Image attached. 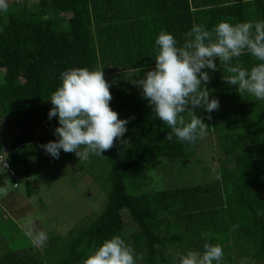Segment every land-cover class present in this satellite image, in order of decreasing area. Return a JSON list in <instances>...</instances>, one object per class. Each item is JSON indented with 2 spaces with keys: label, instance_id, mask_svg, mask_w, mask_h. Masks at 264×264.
<instances>
[{
  "label": "trees",
  "instance_id": "trees-1",
  "mask_svg": "<svg viewBox=\"0 0 264 264\" xmlns=\"http://www.w3.org/2000/svg\"><path fill=\"white\" fill-rule=\"evenodd\" d=\"M38 3L37 14L22 8L0 13V115L16 128L10 142L0 144V168L11 177L18 166L27 177V161L18 149L36 139L38 129L32 122L43 120L44 139L52 138L59 126L58 118L48 119L52 106L46 101L60 85L61 72L86 67L103 71L107 79L132 71L143 77L154 67L155 39L161 31L182 44L194 24L211 30L221 21L264 20V0ZM239 62L249 69L256 63L249 55ZM216 63L217 71L207 70L211 76L207 87L219 109L210 114L195 110L210 126L207 135L214 138L218 168L213 183L141 191L144 170L157 168L162 159L189 160L198 140L195 144L175 137L166 140L169 129L152 113L142 90L110 83V107L120 119L134 117L126 125L128 143L116 140L112 149L84 163L74 153L61 150L59 155L63 162L81 166L102 190L101 210L64 236L50 233L43 248L0 250V264H82L114 235L143 254L138 264H173L174 252H202L205 242L222 246L223 264H264V101L240 96L223 81L229 73ZM34 194L26 186V197ZM203 233L210 234L207 241Z\"/></svg>",
  "mask_w": 264,
  "mask_h": 264
},
{
  "label": "clouds",
  "instance_id": "clouds-1",
  "mask_svg": "<svg viewBox=\"0 0 264 264\" xmlns=\"http://www.w3.org/2000/svg\"><path fill=\"white\" fill-rule=\"evenodd\" d=\"M8 11V0H0V12ZM154 53V67L143 77L131 79L135 75L131 76L129 81L142 90L141 97L152 113L169 129L165 136L168 141L175 137L181 143L195 144L206 137L210 126L195 110L201 108L210 114L219 109L218 99H209L207 87L211 80L207 70L217 71V61L229 73L222 77L223 81L240 96L248 94L264 101V20L221 21L211 30L194 24L185 33L182 44L172 34L161 31L155 39ZM244 55L256 61L250 69L239 62ZM110 87L103 71L83 67L61 72L60 85L48 99L52 105L48 119L58 118L59 126L53 132L57 139L41 148L57 159L61 150L74 153L84 163L91 156H102L112 149L116 140L127 144L126 125L134 117L118 118L110 107L113 99ZM0 195H7L6 187L0 186ZM25 235L37 248H43L48 240L47 233L37 231L31 221L25 225ZM209 235L202 234L206 241ZM143 259L142 253L137 254L120 235H114L92 250L82 264H138ZM223 261L222 246L209 242L203 244L202 252L188 250L178 254V264H223Z\"/></svg>",
  "mask_w": 264,
  "mask_h": 264
},
{
  "label": "rangeland",
  "instance_id": "rangeland-1",
  "mask_svg": "<svg viewBox=\"0 0 264 264\" xmlns=\"http://www.w3.org/2000/svg\"><path fill=\"white\" fill-rule=\"evenodd\" d=\"M39 1L8 0L9 10L22 8L37 14L40 10ZM44 11L48 16L51 15L48 10ZM1 18L5 23L6 16L2 15ZM130 77L137 78V73L132 71L105 79L109 83L122 85L126 90L139 89L129 81ZM46 103L47 106H52L49 100ZM42 122L39 118L32 122L38 129L36 139L18 149L19 156L27 161V177L23 175L20 166L13 170L15 174L12 177L0 168V186L7 188V195H0V250L33 245L25 235V225L29 221L37 231H43L47 236L50 233L64 236L74 227L88 223L102 208L103 192L81 166L53 158L41 148V145L57 139L56 136L43 138ZM15 135L13 122L0 115V144H7ZM217 168L214 138L206 135L204 139L197 141L189 160L171 162L162 159L157 168L144 170L141 191L213 183L217 177ZM13 184L16 185L15 188L12 187ZM26 186L36 194L26 197ZM178 254L180 253L172 254L173 264H178ZM240 262L244 260L241 259Z\"/></svg>",
  "mask_w": 264,
  "mask_h": 264
},
{
  "label": "built area",
  "instance_id": "built-area-1",
  "mask_svg": "<svg viewBox=\"0 0 264 264\" xmlns=\"http://www.w3.org/2000/svg\"><path fill=\"white\" fill-rule=\"evenodd\" d=\"M4 165H6V163L3 161V166H4ZM4 167H5V166H4ZM5 168H7V167H5Z\"/></svg>",
  "mask_w": 264,
  "mask_h": 264
}]
</instances>
